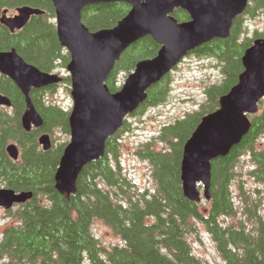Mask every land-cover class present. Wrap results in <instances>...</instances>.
Listing matches in <instances>:
<instances>
[{"label": "trees", "instance_id": "16d2710c", "mask_svg": "<svg viewBox=\"0 0 264 264\" xmlns=\"http://www.w3.org/2000/svg\"><path fill=\"white\" fill-rule=\"evenodd\" d=\"M20 5L37 7L44 13L31 16L14 32L0 23V50L15 48L26 62L43 71L64 68L69 54L57 37L53 3L0 0V15L3 9L11 11ZM129 9L124 2L93 4L82 10L81 18L90 31H96L113 27ZM263 9L264 0H249L244 12L233 20L227 38H214L192 52L217 59L222 80L205 88L206 100L199 109L164 125L153 143L146 142L138 149L137 154L150 167L151 189L138 187L120 164L118 137L128 129L124 120L106 140L104 155L84 166L76 192L68 198L60 195L54 187V173L66 143L54 146L53 135L69 134L70 111L51 99L55 85L32 89L30 98L43 123L25 131L21 125L24 97L9 77L0 74V93L11 101L10 108L0 106V186L32 192L30 199L7 211L16 222L6 226L0 236V264H209L195 254L188 239L200 226L223 264H264V140H260L264 134V107L249 115L251 128L240 142L227 155L212 160L207 205L202 207V201L187 199L180 179L185 141L201 117L217 109L219 97L237 83L243 70L241 56L253 40L241 38L247 31L244 16H255ZM172 15L178 21L189 19L180 8ZM254 36L264 38V33L256 31ZM158 48L149 36L127 47L105 81L109 90L119 88L115 85L119 72H131L137 61L154 56ZM62 82L69 83V76H64ZM169 82L166 74L153 84L133 114H141L164 100ZM261 103L263 100L259 106ZM44 132L51 139L48 150H42L37 140ZM11 142L19 148L17 160L6 152ZM244 157L248 158L247 174L257 184L252 191L236 180ZM95 220L106 224L122 243L109 248L101 245L92 231Z\"/></svg>", "mask_w": 264, "mask_h": 264}, {"label": "water", "instance_id": "95a60500", "mask_svg": "<svg viewBox=\"0 0 264 264\" xmlns=\"http://www.w3.org/2000/svg\"><path fill=\"white\" fill-rule=\"evenodd\" d=\"M55 10L56 33L69 54L65 66L70 78L72 107L68 116L69 141L65 144L54 173V187L65 198L76 192L78 175L84 166L104 155L106 140L123 125L146 99L147 90L160 81L190 52L214 39L230 34L233 20L249 0H50ZM124 2L128 12L113 27L90 31L82 22V10L99 3ZM186 11L189 19L178 21L173 11ZM40 8L20 5L8 14L3 9L0 23L10 32L20 30ZM149 36L158 45L156 54L135 64L122 85L110 91L105 84L123 51L138 39ZM243 70L229 91L219 97L217 109L203 115L185 141L180 163L183 195L199 203L210 199L211 162L225 156L251 128L249 115L264 99V38L252 40L241 56ZM0 74L9 77L24 97L21 125L25 131L41 127L43 120L34 107L30 92L57 85L63 76L43 71L26 62L15 48L0 50ZM0 105L11 101L0 93ZM42 150L51 147L47 132L38 136ZM8 156L17 160L19 149L12 142ZM202 187V192L199 189ZM31 191L0 187V207L5 210L24 203Z\"/></svg>", "mask_w": 264, "mask_h": 264}, {"label": "rangeland", "instance_id": "374dc122", "mask_svg": "<svg viewBox=\"0 0 264 264\" xmlns=\"http://www.w3.org/2000/svg\"><path fill=\"white\" fill-rule=\"evenodd\" d=\"M14 10L8 12L13 14ZM244 23L247 31L241 35L253 39L254 33H264V9L255 16H244ZM63 76H69L64 68L54 70ZM128 73L119 72L116 75L115 85L120 87ZM169 91L164 100L154 106H149L141 114H133L127 117L128 129L121 132L118 137V158L122 168L135 181L138 187L151 189L153 180L150 175V167L146 160L141 159L137 154L142 144L151 141L156 137L160 129L177 118L183 117L186 113L199 109L201 103L206 100L205 88L208 85L218 84L222 80V71L219 61L213 57L199 56L188 53L185 58L169 73ZM51 99L56 101L66 110L71 109L72 99L70 96V82L55 85L51 94ZM260 107H264L263 103ZM54 146L65 144L69 141V134L57 132L53 135ZM264 140V134L260 137ZM258 141L260 146L262 141ZM155 147L161 148L162 145L154 143ZM248 158L240 159V167L237 169L236 180H241L243 185L249 191L257 186L252 177L247 174ZM2 187V186H0ZM263 188V187H262ZM261 188V189H262ZM202 192V187L199 186ZM232 191L236 194V183L232 184ZM264 191V190H262ZM208 200H202V207L207 205ZM7 211L0 208V236L2 231L11 223L16 222L7 216ZM230 221V218L226 219ZM233 221V220H232ZM92 231L99 239L101 245L109 248L115 244H121V238L115 235L112 230L100 220H95L92 225ZM189 241L196 255L207 261L209 264H223L222 259L216 252L213 242L205 233L202 226L198 232L189 235Z\"/></svg>", "mask_w": 264, "mask_h": 264}]
</instances>
